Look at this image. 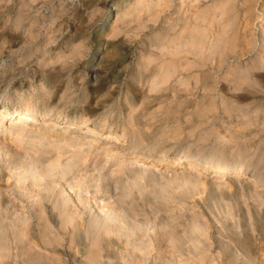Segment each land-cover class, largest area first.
I'll return each mask as SVG.
<instances>
[{"label":"clouds","instance_id":"1","mask_svg":"<svg viewBox=\"0 0 264 264\" xmlns=\"http://www.w3.org/2000/svg\"><path fill=\"white\" fill-rule=\"evenodd\" d=\"M253 217L264 0H0V264H264Z\"/></svg>","mask_w":264,"mask_h":264},{"label":"rangeland","instance_id":"2","mask_svg":"<svg viewBox=\"0 0 264 264\" xmlns=\"http://www.w3.org/2000/svg\"><path fill=\"white\" fill-rule=\"evenodd\" d=\"M253 224H254V226L256 228V231L258 233L264 232V223H256L255 217H253ZM213 243L214 244H217L218 243V240H214ZM261 244L264 245V240L261 241ZM216 251H218V248L214 247L213 248V254ZM252 251H253V255H256L257 254L256 249H253ZM260 254H264V252H261ZM222 259H223V264H229V261L231 260V254L228 253V252L224 253ZM212 264H221V262L220 261H217V260H213L212 261Z\"/></svg>","mask_w":264,"mask_h":264}]
</instances>
